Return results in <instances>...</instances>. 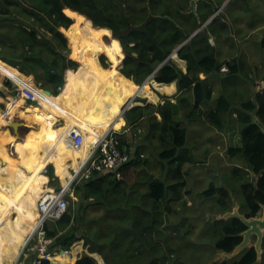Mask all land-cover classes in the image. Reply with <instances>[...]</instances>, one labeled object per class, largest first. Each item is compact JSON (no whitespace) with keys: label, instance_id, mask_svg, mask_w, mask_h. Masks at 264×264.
I'll return each mask as SVG.
<instances>
[{"label":"trees","instance_id":"16d2710c","mask_svg":"<svg viewBox=\"0 0 264 264\" xmlns=\"http://www.w3.org/2000/svg\"><path fill=\"white\" fill-rule=\"evenodd\" d=\"M234 1L232 0L228 6ZM223 2V0H197V14L201 22L213 16ZM238 2L248 4L250 0L245 2L238 0ZM190 10V2L185 6L184 0H2L0 25L4 20L13 22L20 19L22 25L15 31L14 37H11L6 46L0 50V59L18 67L26 75L33 76L32 79L37 84L41 83L45 90L54 88L53 94L60 101H69L75 109L83 112L90 107L91 117L104 122L111 117L110 113L117 114L122 111L156 69L200 27L199 19L196 15L190 14ZM69 11L76 12L81 20L98 25L99 31L79 29L78 23H74L69 17ZM235 12L238 13V11ZM240 12H243L242 5ZM254 13L255 10L251 9V6L244 12L247 23L237 34L240 38H244L258 28ZM231 16L235 15L218 16L206 31L199 33L189 44L182 47L179 56L188 63L187 73L171 60L156 72L154 79L158 83L176 82L179 92L182 93L193 90L194 104L178 96L177 104L167 99L164 104H148L124 113L121 118L124 131L116 132L114 136L117 148L120 151L123 150L124 153H121L126 155L128 162L117 168L96 170L97 172L94 171L89 179L76 181L75 185L73 184L74 196L77 198L79 207L76 209L71 207L58 221L45 223L44 230L47 237L54 240L49 246L50 252L68 249L73 243L84 239L85 247H89L90 253L103 256L105 263L111 264L109 255L94 243L92 235L89 237L83 233L82 229L91 227V234L96 233L105 246L110 245L111 250L117 251V248L125 246L126 242L123 238L127 237V231L122 229L115 234L114 228L109 233L105 232L103 224L110 225L114 217L121 219L120 223L116 220L117 223L114 222V226L128 222L127 230L135 232L131 245L127 241L128 247L138 243H153L149 232L160 228L163 223L160 214L174 213L172 204L182 199L180 188L185 187L187 176L192 174L190 167L187 170L183 167L189 166L193 161L187 155L186 149L190 124L199 120H205L218 130L226 132L229 158L233 162L243 159L246 170L236 167L234 171L236 181L242 182L243 186L231 189V193L235 197L239 190L242 196L241 213H244L248 219L258 217L260 205L264 204V132L262 127L254 123L251 115L241 112V109H239L242 117L241 128L237 131L232 127L233 122L227 121L226 124L224 116L231 111V105H234L227 97L219 98L220 105L212 112L204 113L201 109V106L212 96V91L206 83L207 80L202 79L197 74V70L202 69L208 73L221 70L223 63L217 59L215 46L212 45L211 40L212 37L220 39L230 34L231 26L228 22L231 23V21L227 19ZM1 17H4L3 20ZM239 18L242 19L243 16L239 15ZM28 19L32 20V27L24 30V24ZM145 23L143 31H135L121 37L120 40L117 39L116 42L112 40L113 35L110 30L124 31L130 25L140 26ZM41 30L50 33L51 37H47ZM73 33L83 38L85 44H91L92 49H81L79 45L71 43L70 35ZM262 46L264 47V40ZM238 62L237 59L226 62L230 70L229 75H240L243 69L237 64ZM10 87L11 82L5 81L0 74V101L5 103L6 96L9 94L6 104L17 101V97L10 94L12 91ZM58 87H63V92L60 93L57 90ZM138 101L141 102V100ZM4 103H0V123L9 119L7 118L9 113L5 108H1ZM224 103L228 107H225ZM242 106L248 113H256L264 126V92H259L255 101L246 102ZM21 110L22 108H16L12 113V119L17 113L22 112ZM32 111L40 112L41 110L33 109ZM45 112H47L44 113L46 118L58 119L57 115L51 111ZM41 119H43L42 115L40 118L32 119L37 126L35 129L29 128L33 134L32 139L29 138L32 145H29L27 143L29 140L26 141L24 138L13 144L15 139L14 135H11L9 124L4 125L0 130V161L4 163L1 167H15L18 183L25 190V193L16 200L8 219L0 225V264L14 263L30 233L29 220L36 218L35 197L30 192L33 191L36 197H41L46 191L45 185L50 182V178L59 184L56 176L64 185L73 175L72 170H76L87 154L85 149L78 150L75 156L71 153H63L68 147L67 145L62 147L58 143L63 142V133L69 130V125L62 123L54 127L55 123L43 124ZM142 122L145 123L146 131L144 128L143 130L129 129L133 124ZM155 141L161 142L162 151L158 150L159 144ZM127 148L129 151H126ZM161 164L163 166L161 177L148 172L152 167ZM52 166L55 168L56 176ZM45 168L46 172L43 174ZM134 169H138L135 179L126 180L123 175L130 174ZM250 171L260 176L257 186L249 183ZM210 177L211 173H207V182ZM211 179L209 188L198 193L200 200H204L200 211L205 209L206 214L224 215L234 207L231 193L213 174ZM48 190L54 191L49 185ZM67 198L72 200L70 194ZM212 199L216 200L217 205L213 206L212 203L208 208H203L206 201ZM91 207H103L104 216L88 221L86 217ZM142 207H145L148 213L152 211L157 213V223L155 220L152 221L151 217L146 219L139 216L138 213ZM93 224L97 225L92 226ZM92 228H97L98 231H93ZM205 228L208 229L204 235L207 233L209 246L217 254L232 253L243 241L242 233L246 231L247 226L239 219L231 218L229 220L212 219L206 222ZM120 231L125 232L119 234ZM156 234L162 236L160 230ZM262 248L264 249V243ZM258 259L257 251L252 246L245 249L233 261L225 260L212 264H256ZM261 259V263L264 264V255ZM134 261L133 264H138L136 260ZM41 264H50V262L43 261ZM75 264H97V261L92 256L84 254Z\"/></svg>","mask_w":264,"mask_h":264},{"label":"rangeland","instance_id":"374dc122","mask_svg":"<svg viewBox=\"0 0 264 264\" xmlns=\"http://www.w3.org/2000/svg\"><path fill=\"white\" fill-rule=\"evenodd\" d=\"M184 1H185V6H186V5L189 4V2L191 4L192 0L191 1L184 0ZM223 1H225V0H223ZM243 1L245 2V0H243ZM237 2H238V0H235L233 3H231L230 6H226L225 3H223L217 9V11L214 13V15H216V13L221 12L220 16H222L223 14L226 15L225 12L227 13L230 10H232L234 12L238 11V13L243 16V19L240 22H238V23L235 21V25L236 26L238 25V27L242 28V26H244L247 23V20L244 21V19H247V17L244 16V12H246L251 6V9L255 10V13H254L255 19L254 20L256 21V23L263 21V19H264V0H250V2L248 4H240L239 2L238 3ZM241 5H242L243 12H240ZM254 16H253V18H254ZM241 28H239V29H241ZM246 44H248V42H246ZM222 48H224V47H222ZM216 49L218 51L219 47H216ZM235 49H236V47L232 46L229 51H232V50H235ZM261 50H262L261 59H263V65H264V49L261 48ZM178 63H180V62H178ZM252 76L253 75L250 72L243 71L242 74H240L239 76H235V75H231V74L229 75L228 74L225 77L226 84L228 86L236 89L239 92V95L236 98H234V107L232 108V111L229 113V116H228V119H227V121L233 122V126L232 127H234V128H241V126H242L241 125V118L242 117H241L240 113L243 111V106L241 105V102L243 104H245L246 102L253 101V100H251L252 97H250V94L248 93L249 90H250V87H252V85H251L252 84V79H250ZM244 79L245 80H249L250 79V80L248 82V81H244ZM5 81H7L6 78H5ZM146 81L144 82V84L148 85L152 90H154V92L156 94H158L157 90L154 89L155 83H153L154 84V87H153V85L150 82H149L150 84H148ZM39 86H41V85H39ZM10 88L12 90L10 94H12V95H14L16 97H19L18 96V91L16 90L17 87L15 86V84H13L11 82V87ZM48 90H50L52 93L55 92L54 88H52V87H50ZM57 90H58V88H57ZM16 91H17V94H16ZM138 94L139 95L134 98V100L136 101V102L134 101L135 103L139 102L138 100H141V103L143 105H147L148 103H151V105L155 104V103L149 102V99H147L145 97H142L140 95V91L138 92ZM7 98H8V96L6 97V99L4 98L5 99V103L3 101L4 105H2L1 108H5V105H6V102H7ZM240 100H242V101H240ZM157 104H159V102L156 103L155 105H157ZM26 106H27L28 110L25 109V108H22V110H21L22 112L17 113L15 117L17 119H19V120L26 121V123H28L30 126H33V125L35 126L34 121H32V119H34L35 117H39L40 118L41 115L43 117V119H41V122H43V124L47 123V125H48V124L55 123L54 127H57L56 124H58V126H59L60 124L63 123V121L61 119H59L60 118L59 116H57V118H58L57 120L46 118L44 116V113L45 114L47 113V112H45V110H41L40 112L32 111L33 109H36V110L42 109L41 106H35V104L29 105V106L26 104ZM17 107H18L17 105H13L12 108H10V107L7 108V112L9 113L7 118L12 116L13 111L16 110ZM239 109H241V112H240ZM42 111H43V113H42ZM122 111L126 112V111H128V108L126 107ZM239 115H240V118H239ZM158 120H159V118H158ZM1 123L3 124V122H1ZM38 126H40V124ZM144 127H145V123L140 125L138 128L143 130ZM23 129L24 130H22L21 134H22L24 140H26V141L29 140L27 143L29 145H32V142H30L31 140L29 139V138L32 139V137H33L32 131H30V129L27 130V128H23ZM190 131H191V129H190ZM210 131L212 132L213 129L210 130ZM210 131L208 129L204 130V132L206 134H209ZM12 133L13 132H11V135H13ZM214 134H215V130H214ZM189 137H190V133H189ZM63 138H64L63 142L60 141L58 143V144L62 145V147H65V145H68L69 147H71L73 149H79V148L86 147V146L77 147V146L73 145L72 143L67 142L65 133H63ZM155 142L157 144H159L158 150L162 151V147L163 146H161V142L160 141H155ZM188 143H189V140H188ZM8 148L10 149L9 145H8ZM87 148L89 149V147H87ZM10 151H12V150H10ZM147 154H148V152L146 153V156H147ZM190 154L191 153H187V155H190ZM150 158L152 160V157H150ZM218 165L219 166H223L224 165L223 161H219ZM52 167H53V173L56 176L55 168H54V166H52ZM162 167H163L162 164L160 166H157V167H152L151 170H148V172H150L152 174H155L158 177H161L162 174H163ZM188 167H191V163H190L189 166L183 167V169L187 170ZM208 169L211 170L212 167H209ZM137 170L138 169H134L133 170L134 172L132 171L130 174H125V175H123V177L126 180H128V181H133L135 179V175H136V171ZM72 171L74 172L75 169H73ZM169 171L171 172L170 169H169ZM234 171H235V169L229 171L230 173L227 175V174L223 173L222 170H217V171L213 170V175L217 179H219L221 184L227 186L228 182L226 183V181H227L226 177H227V179L229 181H232L231 179H233V181H234V178L236 179ZM192 172L196 173L195 170H192ZM186 179H187V182L190 183V184H193L194 180H195L192 177V175L187 176ZM58 180H60V179H58ZM211 182L212 181H209L206 189L209 188ZM47 185H49L50 187H53V189H55L56 191H60L62 184L61 185H56V182H54L50 178V182ZM227 188H229V187H227ZM198 193H199L198 191L194 192V194L192 196V200H191L192 201L191 205H188V202L186 204L185 203H180V202H175V203L172 204V208L174 209V213L168 214V212L165 211V212H167L166 214H164V213L160 214V217L163 220V223L160 225V228L152 230L151 232H149V235L152 238L151 240H153V243L152 242H150L149 244H140V243H138V244L132 245L131 247H128V242L131 245V242L134 241L135 232L127 230L128 227H129V223L128 222H123V224H116L114 226V222L117 223L116 220L118 221V223L121 222L120 217H117V218L114 217L112 219V223L110 225H107L106 223L103 224L105 226V232H107V233L113 231L114 228H115V234H116V232L118 230H122L123 229V230L127 231V237L125 236L123 238L125 240V242H126L125 246L122 247V248H117L116 249L117 251L111 250L112 248L110 247V245L105 246L104 242H101V240L99 239V236L98 237L96 236L97 235L96 233H94V234L92 233L91 234V232H90L91 227H85V228L82 229V231H83L84 234L89 235V237H90V235H92L91 237H92L94 243L97 246H100L101 250L104 253L109 255L111 264H128V263H132L133 264V262H131L130 259L132 261L136 260V262L138 264H159V263L160 264H162V263L163 264H168V263L169 264H212L213 261L216 260V259L218 261H222L224 259H227L228 256L224 255V253H220V254L218 253L216 255H213V253H212V251L210 249V246H209V238L207 236V233H206V235H204L205 231L208 230L207 228H205L206 222L207 221L209 222L210 220L214 219V217L217 216V213H212V214L211 213H207L206 214L205 209H203L202 212L200 211L204 200H200V198H199L200 195ZM70 196L73 199L72 200H70V199L68 200L67 199L68 202H69L68 211L70 210L71 207H73L74 209H76V207H79L78 204H77V201H76L77 198L74 196V194H71ZM237 198H238V196L235 195V199H237ZM215 202H216V200H214V199L206 201L205 207H203V208H208L210 205H212V203H213V206L217 205V203H215ZM139 204H141V203H139ZM103 209H104L103 207H91V208H89V211H88L86 219L88 221H90L93 218L104 216ZM80 211L82 212V209H80ZM138 214H139L140 217H145L146 219L151 217L152 221L155 220L156 223H157L158 219H157V213L156 212L152 211V212L148 213L145 210V207L144 208L142 207L141 211ZM155 224H153V225H155ZM95 225H97V224H93L92 226H95ZM89 226H91L90 222H89ZM92 230L93 231H98L97 228H94V229L92 228ZM158 230L161 231L162 236H158L156 234ZM124 232L125 231H120L119 234L124 233ZM110 235H112V234H110ZM112 238H113V242H114V237H112ZM253 240L251 241L252 242L251 245L255 244V240L254 241ZM83 241L85 243V240H82L81 244H82ZM34 243H36V241H34ZM164 243H165V245H164ZM179 248L182 249L183 252ZM177 249H179V250H177ZM150 253H151V256H150ZM162 253H163V255H162ZM152 254H156V255L153 256ZM161 255H162L163 258L161 257ZM147 256L148 257L150 256V257L148 258ZM213 256H214V259L212 260ZM238 256H236V257H238ZM25 257H26V255L23 254L22 257H21L22 259L20 258V260H19V262L17 264H19ZM158 257H160V258H158ZM64 258L65 257H61V259L57 258L56 261L60 262ZM94 258H96V257L94 256ZM97 260L100 263L99 259H97ZM159 260L160 261L162 260V262H158ZM29 261H31V258H30V260L29 259L26 260L27 263H29ZM51 263H52V261H51ZM73 264H75V263H73ZM256 264H261L260 260Z\"/></svg>","mask_w":264,"mask_h":264},{"label":"crops","instance_id":"0c3cea01","mask_svg":"<svg viewBox=\"0 0 264 264\" xmlns=\"http://www.w3.org/2000/svg\"><path fill=\"white\" fill-rule=\"evenodd\" d=\"M1 1L2 0H0V4H1ZM225 14L235 15V16H231V18L227 19V20L231 21V23L228 22V24H230V26H231V27H229V30L231 29V32H230V34L224 35L220 39H217L216 37H212L211 43H212V45L215 46L216 57L220 62L223 63L222 64L223 66L224 65L228 66V64H226V62L233 60V59H237L239 61L237 64L240 65V67H242V69H243L240 71V74H242L243 71H247L253 75L250 78V79H252V84H251L252 87H250V90L248 93L250 94V97H252L251 100L255 101L256 95L259 92H264V65H263V59H261V55H262L261 48L264 49V47L262 46V42L264 40V31H263L264 30V19L262 21L263 25L260 24L261 22H258L257 23L258 24L257 29L248 33L244 38H240L237 34L241 31L239 29L241 27H238V25L236 26L235 21L238 23L243 18L242 19L239 18L240 14L237 12H234L232 10H230L227 13L225 12ZM223 16H225V15L223 14ZM212 17L213 16H211L207 21L203 22V24H206L204 27H201V25H200V27L197 29V30L200 29L199 33L206 31L208 29V27L214 23V20H211ZM245 20H247V19H244V21ZM19 22H20L19 20L13 21V22H6L4 20V22L0 25V41L2 42V43H0V50H2L6 46V44L8 43V41L10 40L11 37H14L15 31L21 25V23H19ZM29 24H31V25H29ZM259 25H262V26L259 27ZM244 26H242V28ZM31 27H32V20L28 19V21L24 24V28L30 29ZM41 31H42V33H46L44 30H41ZM195 32H193L186 39L185 45L189 44L190 41L199 34L198 33L197 35L193 36L195 34ZM46 35H47V37H51L50 33H46ZM112 40L114 42L117 41V39L114 36H112ZM246 42H248V44H246ZM131 45L134 46V44H131ZM230 46L231 47L235 46L236 49L229 51ZM216 47H219L218 51H217ZM222 47H224V48H222ZM181 50H182V48L180 49V51ZM180 51H179V53H180ZM174 52H173V54H175ZM173 54L170 56L171 58H173L172 59L173 62L183 72L187 73L188 72L187 61L181 59L179 55L177 56L175 54L177 56L176 57V56H173ZM178 62H180V63H178ZM229 72H230L229 66H228V68L223 70V72L220 70L217 72L213 71V72L208 73L202 69L197 70V74L199 76H201L202 79L207 80L206 83L209 84V87L211 88V91H212V96L209 99H207L208 101L201 106V109L204 113L205 112H212V111L216 110L220 105L219 98H221V97H224V98L227 97L234 104V98H236L239 95V92L236 89H234V88H232L226 84L225 77H226V75L229 74ZM32 78H33V76H32ZM249 80L244 79V81H248V82H249ZM77 81L80 82L81 80L77 79ZM148 84H150V83H148ZM151 84L154 87V84L152 82H151ZM145 85L146 84L142 85L138 89L135 96L131 99V101L127 104V106L142 105L141 102L135 103L136 101L134 100V98L139 95L138 92L141 91V89ZM159 86H166L169 88V91H173V92L172 93L162 92L159 90ZM154 89L157 90L158 94H156L154 92V90H152L150 88V90L153 92V94L157 96V101H151L148 97H147V99H149V102H152L155 104L158 102H159V104H164V102H166L167 99H170L172 103L177 104L178 103V96L188 100V102L190 104H194V102H195L194 91L188 90V91L183 92V93L179 92L178 85L176 82H174L170 85L169 84L155 83ZM45 91L48 93L51 92L49 90H45ZM62 92H63V90H62ZM52 95H54V94L52 93ZM54 96L57 98L56 95H54ZM240 101H242V100H240ZM0 103H3V101H0ZM159 104H157V105H159ZM241 105H243L242 102H241ZM224 106L228 107L227 104H225ZM231 106H232V108L234 107V105H231ZM26 107L27 106H25V108ZM40 110H44V109H40ZM189 111H191V109ZM231 111H232V109H231ZM230 112H227L226 115L224 116V120L226 119V121H225L226 124H227V119H228ZM242 112L243 113L246 112L245 113L246 115H248V114L251 116L253 115V117L257 116L256 113H252V112L248 113L246 110H244V108H243ZM158 118L160 120L159 116H158ZM256 122L261 123L259 118L256 119ZM142 124H143V122L139 123V124L132 125L131 128L137 129ZM112 126H114V125H112ZM1 128H2V123L0 124V130H1ZM131 128H129V129H131ZM190 129H191V131H190L189 143H188V147L186 149V152L191 153L188 156L193 159L190 168H191V170H195V172H196V173L192 172V174H191L195 180H194L193 184H190L187 182L185 187L180 188V194L182 196V199L179 201L180 203H185V204L188 202V205L192 204L191 200H192V196H193L194 192L198 191L200 193L202 190H204L207 187L209 181H212L211 177L213 174V170H215V171L222 170L223 173L228 175L230 173L229 171L235 169V167L244 168V166H245L243 159L240 158L238 161L233 162V160L229 158V156L227 154L229 144H228V138H227L226 132H222V131L218 130V128H216L212 124H209L205 120H199L198 122L191 123ZM205 129H208L209 131L213 129V131L212 132L210 131L209 134H206L204 132ZM238 129H240V128H235V130H237V131H238ZM119 130H120V128H119ZM214 130H215V134H214ZM122 131H124V130H122V127H121V130L119 132H122ZM144 131H146L145 128H144ZM219 161H223L224 165L219 166L218 165ZM0 163L4 164L2 161H0ZM209 167H212V169L209 170L208 169ZM3 169H4V171H6L8 173L7 168H3ZM207 173H211V177H210V180L208 182L206 181ZM56 177H57V179H60L58 176H56ZM226 180H227L226 181V183H227L228 182L227 177H226ZM60 183L61 182L59 181V184ZM59 184L56 183V185H59ZM233 185H229V186H225V187L230 188ZM16 200L17 199H13V202L11 203L12 208H10L8 211H6L4 213V215H2L0 217L3 224L8 219L10 214L12 213ZM236 205H240V202H237ZM236 205H234V207ZM31 221L32 220L30 219L29 222H31ZM30 258H31V261H29V263H27L26 260L30 259ZM35 258H36V255L29 253L28 255H26V257L19 264H26V263L27 264H33ZM58 258L61 259V257H58ZM55 262L56 261L54 260V263ZM62 262H63V260H62ZM60 263H61V261H60Z\"/></svg>","mask_w":264,"mask_h":264},{"label":"bare ground","instance_id":"6f19581e","mask_svg":"<svg viewBox=\"0 0 264 264\" xmlns=\"http://www.w3.org/2000/svg\"><path fill=\"white\" fill-rule=\"evenodd\" d=\"M63 1V0H62ZM2 2V1H1ZM101 2V1H99ZM108 2V1H107ZM118 3V2H116ZM66 4V3H64ZM6 5V4H5ZM14 6V4H13ZM16 6V5H15ZM31 6V5H30ZM10 7V5H9ZM12 7V6H11ZM13 8V7H12ZM11 9V8H10ZM20 10V8H19ZM24 10V9H23ZM15 11V10H14ZM24 12V11H23ZM25 13V12H24ZM27 13V12H26ZM29 14V13H28ZM12 15V14H11ZM20 15V14H18ZM27 15V14H26ZM2 16V15H1ZM32 16V15H30ZM6 17V16H5ZM15 17V16H14ZM23 17V16H22ZM69 17L73 20L74 23H78V28L79 29H86L88 31H92L95 30L96 32L99 31V28L94 27L93 24L89 23L86 20H81L77 13L74 11H69ZM2 18V17H1ZM4 18V17H3ZM2 18V20H3ZM10 18V17H9ZM18 18V17H17ZM24 18V17H23ZM22 18V19H23ZM57 18V17H56ZM27 19V18H26ZM21 20V19H20ZM19 20V21H20ZM38 20V19H37ZM22 21V20H21ZM25 22V20H24ZM20 23V22H19ZM41 24V23H40ZM22 25V24H21ZM31 25V24H29ZM37 26V25H36ZM39 27V25H38ZM13 28V27H12ZM35 29V28H34ZM48 29V28H47ZM8 30V29H7ZM10 30V29H9ZM26 30V29H24ZM45 30V29H44ZM31 31V30H30ZM36 31V29H35ZM4 32V31H3ZM50 32V31H49ZM2 33V32H1ZM40 33V32H39ZM52 33V32H51ZM53 35V33H52ZM43 38V37H42ZM40 40V38H39ZM43 40V39H42ZM70 41L73 44L79 45L81 49H85V50H91L92 49V45L91 44H85L83 38L79 37L76 33H73L72 35H70ZM58 44V43H57ZM28 45V44H27ZM23 46V45H22ZM63 47V46H62ZM23 49V48H22ZM27 49V48H26ZM31 49V48H30ZM52 49V48H51ZM58 49V48H57ZM32 50V49H31ZM30 51V50H29ZM51 51V50H49ZM54 52V50H52ZM60 53V52H59ZM61 54V53H60ZM66 54V53H65ZM46 56V55H45ZM62 56V55H61ZM66 56V55H65ZM176 56V55H175ZM44 57V56H43ZM70 57V56H69ZM72 57V56H71ZM177 57V56H176ZM1 58H3L1 56ZM46 58V57H45ZM175 59V58H174ZM8 62V61H7ZM5 62L4 60L0 59V74L5 77L7 79L8 82H12L13 84L19 86L20 88H23L24 86H29V87H35L34 86V82L31 76L26 75L25 73H23L18 67L12 66L9 63ZM23 69V68H22ZM55 71V70H54ZM57 72V71H56ZM52 75V74H51ZM56 75V74H54ZM41 84V83H40ZM17 90V89H16ZM63 90V89H62ZM61 90V91H62ZM159 90L162 92H169L172 93L173 91H169V88L166 86H159ZM60 91V92H61ZM40 95L38 96V102L41 105L42 109H44L45 111H51L52 113L56 114L57 116H59L64 124L69 125V130L66 131L65 136H66V141L72 143L73 145L80 147V146H86L84 148H79V149H73L71 147L65 148L63 153H71L72 156H75L76 152L80 149H85L87 150V154L85 155L84 159H86L87 155L91 152L92 147H93V143L98 139L101 138L103 136V134L108 130V128L113 124L115 129H119L122 127L121 124V114L123 111H120L117 114H111V117L104 121V122H100L97 120H94L91 117V110L90 107L87 108L86 112L80 111L75 109L71 103L69 101H59L54 95H52L51 93L46 92L45 90H41L40 89ZM140 95L142 97H148L151 101H157V96L153 94V92L150 90V88L145 85L141 91H140ZM69 105H68V104ZM176 104V103H175ZM13 105H17V108H25L26 106V102L24 99L17 97V101L16 102H9L5 105V110H7L8 107L12 108ZM180 107V106H179ZM172 110V109H171ZM174 110V109H173ZM169 111V110H168ZM173 112V111H172ZM184 113V112H183ZM182 113V114H183ZM179 115V114H178ZM181 117V116H180ZM179 118V117H178ZM100 119H103V117H100ZM12 120V117H9V119L5 122H3L2 127L4 125H8L10 123V121ZM67 123H66V122ZM142 121V120H141ZM133 123V122H132ZM134 125V124H133ZM133 129V128H132ZM137 130V129H136ZM127 133V132H126ZM75 134H80L82 136V144H78L75 140H74V135ZM117 134V133H116ZM122 134V133H121ZM133 134V133H132ZM140 134V133H139ZM144 135V134H143ZM95 140V141H94ZM137 140V139H136ZM141 140V139H140ZM78 142H80L79 140H77ZM138 141V140H137ZM139 143V141H138ZM147 144V143H146ZM145 144V145H146ZM133 145V144H132ZM144 145V143H143ZM89 147V149L87 148ZM132 147V146H131ZM122 148V147H121ZM134 148V147H133ZM128 149V148H127ZM132 149V148H131ZM138 150V149H137ZM126 151H129L126 150ZM120 152H123L120 151ZM124 153V152H123ZM129 156V153H128ZM134 156V155H133ZM132 160V159H131ZM130 160V161H131ZM129 161V162H130ZM128 162V161H127ZM82 164V162L77 166L76 170H78V168L80 167V165ZM123 164V163H122ZM124 164H126L124 162ZM123 164V165H124ZM122 168V167H121ZM8 173L6 171H4V169L1 167V163H0V217L2 215H4V213L6 211H8L10 208H12V202L13 199H18L20 195L25 193V190L23 188H21L20 184L18 183V179L15 176L16 174V168L15 167H7ZM97 172V171H95ZM44 173V170H43ZM45 174V173H44ZM94 174V173H93ZM97 177V176H96ZM95 177V178H96ZM73 175L69 178L72 179ZM69 180H67L63 186H66L69 182ZM75 185V184H74ZM77 185V184H76ZM46 191L45 193L41 196V197H36L34 195V192L31 191L30 193L35 197V202H36V218L31 219L32 221L29 222V228H30V233L28 235V237L37 229L39 222H40V214H39V201L40 199H42L43 197H45L47 194H49L50 192H54V191H49L48 190V185H45ZM76 189V188H75ZM78 189V188H77ZM2 220L0 219V225H2ZM216 224V222H215ZM204 226V225H203ZM222 229V228H221ZM247 230H249V228H247ZM246 230V231H247ZM220 231V230H219ZM218 232V231H217ZM28 237L26 238V240L24 241L23 245L20 248L19 254L16 257V259L14 260L13 264H17L20 260V255L22 253V249L24 247V245L26 244V241L28 239ZM49 238V237H48ZM202 238V237H201ZM167 240V239H166ZM171 240V239H170ZM169 241V240H168ZM166 242V241H165ZM181 242V241H180ZM206 243V242H205ZM208 243V242H207ZM168 244V243H167ZM180 244V243H179ZM203 244V243H202ZM165 245V243H164ZM80 246V245H79ZM153 247V246H152ZM150 248V247H149ZM147 249V248H146ZM180 249V248H179ZM177 249V250H179ZM151 250V249H150ZM162 250V249H161ZM160 250V251H161ZM175 250V249H174ZM182 250V249H180ZM50 251V248H49ZM149 251V250H148ZM183 252V250H182ZM187 252V251H186ZM227 253V252H226ZM93 254V253H92ZM220 254V253H219ZM96 257H98L97 259H99L100 263L99 264H105L104 262V258L102 259V257L99 254H94ZM163 255V253H162ZM161 255V257H162ZM225 255V254H224ZM151 256V253H150ZM149 256V257H150ZM154 256V255H153ZM152 256V257H153ZM182 256V255H181ZM65 257L63 259V262H55V264H73L75 259H70L68 256H63ZM148 257V256H147ZM148 257V258H149ZM157 258V257H156ZM160 258V257H158ZM163 258V257H162ZM235 258V257H234ZM243 258V257H242ZM34 259V258H33ZM108 259V258H107ZM133 259V258H132ZM228 259V258H227ZM134 260V259H133ZM156 260V259H155ZM221 260V259H220ZM262 260V259H261ZM131 262H133L130 259ZM135 262V261H134ZM158 262H162V260L158 261ZM168 262V261H167ZM194 262V261H193ZM209 262V261H208ZM214 262V261H213ZM239 262V261H238ZM262 262V261H261ZM174 263V262H173ZM107 264V263H106ZM132 264V263H131ZM160 264V263H159ZM163 264V263H162ZM169 264V263H168ZM217 264V263H215ZM262 264V263H261Z\"/></svg>","mask_w":264,"mask_h":264},{"label":"built area","instance_id":"2783aa9c","mask_svg":"<svg viewBox=\"0 0 264 264\" xmlns=\"http://www.w3.org/2000/svg\"><path fill=\"white\" fill-rule=\"evenodd\" d=\"M226 68H223L225 70ZM35 87L24 86L17 87L18 96L25 100L26 104L35 106H41L38 102V96L40 95V89L44 90L40 84H36L33 79ZM63 87H58V91H61ZM16 91V94H17ZM8 96V95H7ZM6 96V97H7ZM27 109V107L25 108ZM58 126V124H56ZM55 125V126H56ZM113 125V124H112ZM110 126L108 130L103 134L101 138H98L94 143L91 152L87 155L85 160H82V164L77 171H74L73 178L69 180L68 184L64 186L59 192H50L39 201V213L40 222L39 228L32 233L22 249V254L28 255L36 254V258L33 264H41L43 261L56 260L58 257L70 256L74 259L79 258L85 251L83 243L79 246V243L73 244L70 249L62 250L61 252L50 253L49 245L52 240L46 236V232L42 229L45 221L52 220L58 221L61 219L69 209V202L66 198L68 192L74 182L89 179L92 173L96 170L103 171L106 169H113L119 167L122 163L126 162L128 158L125 154H122L117 148V141L114 133H119L114 126ZM74 140L78 144H82V136L80 134L74 135ZM79 140L80 142H78ZM46 172V168L44 169ZM37 239V244L34 241Z\"/></svg>","mask_w":264,"mask_h":264},{"label":"water","instance_id":"95a60500","mask_svg":"<svg viewBox=\"0 0 264 264\" xmlns=\"http://www.w3.org/2000/svg\"><path fill=\"white\" fill-rule=\"evenodd\" d=\"M191 14L196 15V17L199 19V23L201 25V27H204L206 24H203L200 20V17L197 14V1L196 0H192L191 1V10H190ZM218 13H216V15H214L212 17L211 20H214L216 18ZM146 23L140 26H133L130 25L127 29H125L124 31H113L110 30L112 35L116 38V39H121V37L123 36H127L135 31H143L145 29ZM94 27L99 28L98 25L94 24ZM109 30V29H108ZM200 32V29L197 30L195 32V35H197ZM185 45V42L178 47V49H176V51L174 52L177 56L179 55V51L180 49ZM174 54V55H175ZM170 58H168L167 60H165L154 72V74L148 78V80L146 81L148 82H152V83H157V81L154 79L156 72L166 63L168 62ZM154 81V82H153ZM138 106H143V105H136V106H131L129 110L138 107ZM258 123V122H257ZM260 124V123H259ZM262 127V130L264 132V126L262 124H260ZM37 126H30L28 123H26V121H22L17 119L16 117H14L10 123H9V128L12 130L13 135H14V143H16V141L22 139V134H21V129L23 128H33L35 129ZM119 130V129H117ZM12 144V145H13ZM236 205V203H235ZM230 218H235V219H239L240 221H242L248 228L249 230L245 231L243 233V241L242 243L236 247V249L234 250V252L232 254H227L230 257H234L235 255H238L239 253H241L242 251H244L251 243L252 240V236L253 234H255L257 236V242L255 244V249L257 251L258 254V258L261 259L262 254H263V249H262V244H263V239H264V207H263V214L261 218H254V219H248L244 214H242L239 210V205H236L233 209V211H229L226 212L224 215H217L216 217H214V219L216 220H227ZM22 254V253H21ZM21 256V255H20Z\"/></svg>","mask_w":264,"mask_h":264},{"label":"clouds","instance_id":"9594fccd","mask_svg":"<svg viewBox=\"0 0 264 264\" xmlns=\"http://www.w3.org/2000/svg\"><path fill=\"white\" fill-rule=\"evenodd\" d=\"M196 1H197V0H196ZM231 1H232V0H226V1H224L223 3H225V5L227 6V5H229V3H230ZM245 1H246V0H245ZM220 6H221V5H220ZM218 8H219V7H218ZM220 13H221V12H219V13L217 14L216 18H217L218 16L221 15ZM216 18H215V19H216ZM215 19H214V20H215ZM173 56H175V55L173 54ZM169 58H170V59H169L168 61H170V60L173 61V60H172L173 58H171V57H169ZM223 68H228V66H226V65L222 66V68H221V71H222V72H223ZM153 74H154V73H153ZM147 80H148V79H147ZM35 83H36V82H35ZM148 83H149V82H148ZM150 83H151V82H150ZM157 83H158V82H157ZM160 84H161V83H160ZM169 85H170V84H169ZM42 88H43V87H42ZM44 89H45V88H44ZM47 90H48V89H47ZM139 102H140V101H139ZM164 103H165V102H164ZM142 105H143V104H142ZM147 105H148V104H147ZM144 106H146V105L138 106V107H144ZM126 107H127L128 110H129L131 106H126ZM126 107H125V108H126ZM125 108H123V110H124ZM124 113H125V112L123 111L122 114H121V118L123 117ZM260 122H261V121H260ZM256 123H257V122H256ZM258 124H259V123H258ZM260 124H262V123H260ZM260 124H259V125H260ZM262 125H263V124H262ZM260 126H261V125H260ZM130 128H131V127H130ZM120 129H121V128H120ZM118 131H120V130H118ZM235 168H236V167H235ZM238 168H239V167H238ZM244 169H246V168H244ZM250 173H251V176H252L253 173H252L251 171H250ZM72 174H74V172H72ZM59 181H60V180H59ZM60 182H61V181H60ZM74 183H75V182H74ZM74 183H73V184H74ZM61 184H62V183H60V185H61ZM63 187H64V186L61 185V189H62ZM53 190H54V192H59V191H56L55 189H53ZM69 194H70V195H71V194H74L73 185H72V187H71V190L68 192L67 196H68ZM67 196H66V198H67ZM67 199H68V198H67ZM68 200H69V199H68ZM67 212H68V211H67ZM39 214H40V213H39ZM59 220H60V219H59ZM47 221H52V220H47ZM47 221H45V223H46ZM54 222H55V221H54ZM45 223H44V225L42 226V229H44ZM38 228H39V225H38L37 229H38ZM37 229H36V230H37ZM36 230H35V231H36ZM35 231H34V232H35ZM34 232H33V233H34ZM243 233H244V232H243ZM243 233H242V235H243ZM46 236H47V235H46ZM243 238H244V237H243ZM49 239H51V238H49ZM51 240H52V243H53L54 240H53V239H51ZM82 240H84V239H82ZM82 240H79V241H77V242H75V243H73V244H77V243H79V245L81 246V245H82V244H81V241H82ZM252 240H253V239H252ZM252 240H251V241H252ZM52 243H51V244H52ZM82 243H83V246H84L85 251L83 252V254H82L79 258H76V259H75L74 263H76L77 261H79V260L81 259V257H82L84 254L90 255V256H92L93 258H94V256H95L94 254H96V253H93V254L90 253V251H89V247H85V243H84V241H83ZM241 243H242V242H241ZM251 243H252V242H251ZM251 243H250V245H249L247 248H250ZM34 244H37V239H36V243H34ZM51 244H50V245H51ZM73 244H72V245H73ZM209 244H210V243H209ZM25 245H26V244H25ZM50 245H49V246H50ZM72 245H71V246H72ZM239 245H240V244H239ZM239 245H238V246H239ZM71 246H70V247H71ZM70 247H69L68 249H70ZM247 248H246V249H247ZM210 249H211V248H210ZM235 249H236V248H235ZM62 250H67V249H62ZM62 250H60V251H58V252H61ZM48 251H49V250H48ZM244 251H245V250H244ZM244 251H242V252H244ZM49 252H50V251H49ZM233 252H234V251H233ZM233 252H232V253H233ZM242 252H241V253H242ZM50 253H52V252H50ZM54 253H55V252H54ZM219 253H224L225 255H227V254H232V253H225V252H219ZM241 253H239L238 255H240ZM217 254H218V253H217ZM34 255H36V254H34ZM214 255H216L215 252H214ZM238 255H235L234 257H236V256H238ZM100 256H101V255H100ZM227 256H228V255H227ZM68 257L71 258V259H74V258H72V257H70V256H68ZM95 257H96V256H95ZM101 257H102V256H101ZM234 257H233V258H234ZM96 258H97V257H96ZM96 258H95V259H96ZM228 258H229V259H224V260H222V261H225V260H231V261H233V260H235V258L233 259V258L230 257V256H228ZM261 258H262V257H261ZM102 259H103V257H102ZM213 259H214V256H213L212 260H213ZM103 260H104V259H103ZM259 260H260V262H261V259H258V262H259ZM55 261H56V260H55ZM96 261H97V263L99 264V262H98L97 259H96ZM222 261H218L217 259L214 260V262H222ZM49 262H50V261H49ZM56 262H58V261H56ZM104 262H105V261H104ZM214 262H213V263H214ZM50 264H55V263H53V262L51 263V262H50ZM105 264H106V263H105Z\"/></svg>","mask_w":264,"mask_h":264},{"label":"flooded vegetation","instance_id":"af4514ba","mask_svg":"<svg viewBox=\"0 0 264 264\" xmlns=\"http://www.w3.org/2000/svg\"><path fill=\"white\" fill-rule=\"evenodd\" d=\"M148 104H151V103H148ZM153 105H155V104H153ZM252 117H253V115H252ZM258 118V116H254L253 117V119H254V123H256V119ZM240 169H242V170H246V169H244V168H240ZM249 178H250V182L249 183H251V184H254V185H256L257 186V184H258V182H259V179H260V176L258 175V174H255V173H253L252 174V176H249ZM232 181H233V179H231ZM232 181H229L228 180V184H227V186H229V185H233L232 187H230V188H227V190H228V192H230L231 193V189H233V188H235V187H242L243 186V183L242 182H238V181H236V179L234 178V181L232 182ZM245 184V183H244ZM238 189V188H237ZM238 193H237V196H238V198L237 199H235V197H234V194H232L231 193V196H232V200H233V204L235 205V203H237V202H240V205H239V210H240V212H241V202H242V196H241V194L239 193V190L237 191ZM261 206V209H260V211H259V213H258V217H254V218H261L262 217V214H263V207H264V204H261L260 205ZM233 209H234V207L232 208V210L231 211H233ZM242 214H244V213H242ZM261 216V217H260ZM254 218H252V219H254ZM231 219V218H230ZM229 220V219H228ZM248 228V227H247ZM247 228H246V230H247ZM244 239V238H243ZM252 239H254L255 240V244H256V242H257V236L255 235V234H253V236H252ZM253 240V241H254ZM263 243H264V239H263ZM255 244L254 245H251L250 247H252V246H254V248H255ZM262 247H263V244H262ZM263 249V248H262ZM212 251V253H213V255H214V251L213 250H211ZM263 251V254L262 255H264V249L262 250Z\"/></svg>","mask_w":264,"mask_h":264}]
</instances>
